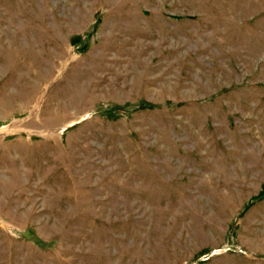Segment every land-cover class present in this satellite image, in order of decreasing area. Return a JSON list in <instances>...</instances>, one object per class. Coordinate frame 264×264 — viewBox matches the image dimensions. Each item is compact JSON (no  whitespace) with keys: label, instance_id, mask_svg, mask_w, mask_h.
I'll return each instance as SVG.
<instances>
[{"label":"rangeland","instance_id":"374dc122","mask_svg":"<svg viewBox=\"0 0 264 264\" xmlns=\"http://www.w3.org/2000/svg\"><path fill=\"white\" fill-rule=\"evenodd\" d=\"M0 264H264V0H0Z\"/></svg>","mask_w":264,"mask_h":264},{"label":"bare ground","instance_id":"6f19581e","mask_svg":"<svg viewBox=\"0 0 264 264\" xmlns=\"http://www.w3.org/2000/svg\"><path fill=\"white\" fill-rule=\"evenodd\" d=\"M16 191V190H15Z\"/></svg>","mask_w":264,"mask_h":264}]
</instances>
